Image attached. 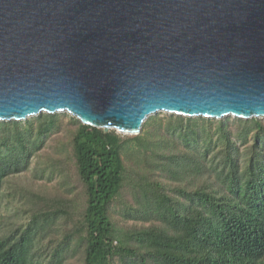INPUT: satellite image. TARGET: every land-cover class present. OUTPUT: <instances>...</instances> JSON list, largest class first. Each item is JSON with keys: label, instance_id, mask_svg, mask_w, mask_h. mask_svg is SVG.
<instances>
[{"label": "trees", "instance_id": "16d2710c", "mask_svg": "<svg viewBox=\"0 0 264 264\" xmlns=\"http://www.w3.org/2000/svg\"><path fill=\"white\" fill-rule=\"evenodd\" d=\"M161 115L0 122V264H264V121Z\"/></svg>", "mask_w": 264, "mask_h": 264}, {"label": "water", "instance_id": "95a60500", "mask_svg": "<svg viewBox=\"0 0 264 264\" xmlns=\"http://www.w3.org/2000/svg\"><path fill=\"white\" fill-rule=\"evenodd\" d=\"M264 120V0H0V122Z\"/></svg>", "mask_w": 264, "mask_h": 264}, {"label": "rangeland", "instance_id": "374dc122", "mask_svg": "<svg viewBox=\"0 0 264 264\" xmlns=\"http://www.w3.org/2000/svg\"><path fill=\"white\" fill-rule=\"evenodd\" d=\"M159 114H162L161 115V117H165V116H168V115H170V114H166V113H159ZM158 114V115H159ZM68 115V114H67ZM68 116H70V117H72L71 115H68ZM70 117H67V118H65V121H64V126H63V130H62V132L59 134V137H63V136H65V132H66V128L67 127H71L72 128V126H70L71 125V119H70ZM72 118H74V117H72ZM229 118V117H228ZM264 121V120H263ZM120 134H123V133H120ZM123 135H125L126 136V134H123ZM122 135V136H123ZM57 138H58V136H56ZM55 137V135L53 136V138L55 139L56 138ZM123 138H127V137H123ZM54 139H51L49 142H48V147H47V149H46V151L47 152H53V145L55 144V140ZM135 144L133 143V142H131V144H130V146H134ZM42 183H43V181H37V184L39 185V186H41L42 185ZM49 186H50V191L52 192V193H54V190H55V187L57 186L58 187V180H56L55 182H53V183H49L48 184ZM116 209H117V211H121V206L118 204V205H116ZM68 264H79L78 262H77V260L76 259H71L70 261H69V263Z\"/></svg>", "mask_w": 264, "mask_h": 264}]
</instances>
